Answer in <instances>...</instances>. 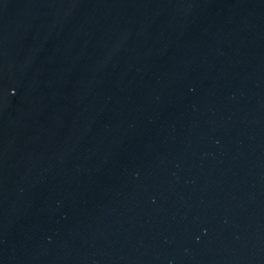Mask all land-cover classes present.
<instances>
[{
  "label": "water",
  "instance_id": "obj_1",
  "mask_svg": "<svg viewBox=\"0 0 264 264\" xmlns=\"http://www.w3.org/2000/svg\"><path fill=\"white\" fill-rule=\"evenodd\" d=\"M0 264H264V0H0Z\"/></svg>",
  "mask_w": 264,
  "mask_h": 264
}]
</instances>
